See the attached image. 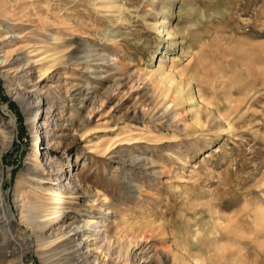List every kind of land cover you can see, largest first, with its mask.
I'll list each match as a JSON object with an SVG mask.
<instances>
[{"label":"rangeland","instance_id":"1","mask_svg":"<svg viewBox=\"0 0 264 264\" xmlns=\"http://www.w3.org/2000/svg\"><path fill=\"white\" fill-rule=\"evenodd\" d=\"M4 44L0 264H80L100 220L106 264H264V0H0Z\"/></svg>","mask_w":264,"mask_h":264},{"label":"bare ground","instance_id":"2","mask_svg":"<svg viewBox=\"0 0 264 264\" xmlns=\"http://www.w3.org/2000/svg\"><path fill=\"white\" fill-rule=\"evenodd\" d=\"M166 36H168L167 40L170 39V33L169 32L166 34ZM4 46H6V44H4L3 46L0 45V49H4ZM5 53H6L5 57L0 61V65H3V64H5V65H4V67L2 66L1 68L12 69L11 66H13V62H17V59L13 58V52H7L6 51ZM48 57H51V55L47 56L46 59H48ZM5 74L7 77H9V75H10L9 70ZM32 95H33V98H37L38 92H32ZM17 98L20 100V103L23 106V108L25 106H27L28 108L31 107V104L28 103L26 99H24V98L20 99L18 96H17ZM193 101H196V99H193ZM34 105H35V103H34ZM36 105L39 106V103H36ZM231 109H233V108H231ZM235 111H238V109L234 108V112ZM232 114H234V113H232ZM33 119L36 120L37 116H34ZM199 121H201V118H199ZM8 134L9 133H4V131L0 132V143L2 145V148L0 149L1 155L4 154L8 150V148L11 146V143H12L13 137H11L10 135L8 136ZM33 172L35 174H40V170H38L37 168H33ZM0 175H1V179H0V220H3V222H4L3 224H5L4 227H7L8 231L11 232L12 229H13V231L15 229V225L13 224L14 215H13L12 208L7 204V201L4 198L3 183H2L3 178H2V174H0ZM75 199H76V197H74L73 200H75ZM20 202L25 203V202H23L22 196H20ZM72 204H75V203L73 202ZM30 211L32 213V217L25 215L21 212L22 222L27 227H30L32 234H35V231L44 232L45 229L51 223L49 220H46V219L44 220V218L46 216H48V215H44L46 213L45 208L41 205L34 204V205L30 206ZM110 213H112V212H110V209H108V213H106V215H104V216L106 217ZM263 215H264V213H263ZM72 218L77 219L74 216ZM75 225H77V223H73L69 226V228H68L69 232L68 233L76 232L75 237L79 234L80 231L83 232L84 234H83L82 241L79 242L78 246L76 247V253L75 254H76L77 259H75L73 261V263H76V262L80 263L81 262L80 264H92L90 259L93 258V262H95V264H106V260H104V258L105 257H109V258L112 257V253L114 251V245H115V241L108 234L106 221L100 220L94 224L92 222H88L86 225H84L82 227L79 225H77V226H75ZM73 226H75V227H73ZM87 228L92 229L89 232V235L86 234L88 232ZM148 233H149V231L141 230L139 236H137V233L135 232V233H133V237H134V239L137 240L140 236L146 237ZM24 237H26L25 240L29 244L32 245V242H31L32 240H31V236H29V233L26 232L24 234ZM36 238L39 240L38 242H43V240L40 239V236H36ZM73 240H74V238H71L68 241L72 242ZM120 242H121V240L118 239V244H120ZM66 244H68V243H66ZM131 245H132V242H130L129 246H131ZM123 249L124 248H122L118 252L120 258L122 256L121 254L123 252ZM102 255H104L103 259H101Z\"/></svg>","mask_w":264,"mask_h":264}]
</instances>
